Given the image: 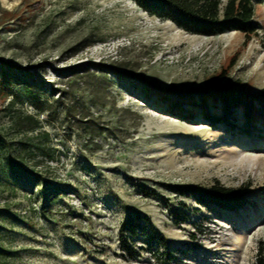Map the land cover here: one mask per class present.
Wrapping results in <instances>:
<instances>
[{
  "label": "rangeland",
  "instance_id": "1",
  "mask_svg": "<svg viewBox=\"0 0 264 264\" xmlns=\"http://www.w3.org/2000/svg\"><path fill=\"white\" fill-rule=\"evenodd\" d=\"M252 22L248 38L207 37L132 0H0V75L35 89L46 108L26 132L16 123L34 107L10 109L0 88V264H163L141 240L136 259L119 249L118 228L134 213L166 241L175 259L166 264H255L263 124L246 132L241 110L231 129L199 108L183 119L154 94L228 82L264 105V0ZM181 185L223 186L248 204L202 207L175 193ZM178 211L184 222L172 219Z\"/></svg>",
  "mask_w": 264,
  "mask_h": 264
},
{
  "label": "trees",
  "instance_id": "2",
  "mask_svg": "<svg viewBox=\"0 0 264 264\" xmlns=\"http://www.w3.org/2000/svg\"><path fill=\"white\" fill-rule=\"evenodd\" d=\"M139 8L163 20L174 23L187 33L198 36H216L226 32H240L246 38L256 33V25L252 22L255 5H261L263 0H132ZM0 75V88L11 96L10 109L24 101L29 102L35 110V115L18 119L17 125L24 126L26 132H35L40 128L38 115L46 112L43 101L35 89H13L8 79ZM223 79V76H221ZM5 82V83H4ZM170 114L180 118L192 117L191 108H199L202 117L208 122L224 121L229 129L237 110H241L243 119L248 125L261 122L264 128V105L256 95L248 94L232 83L222 82L207 84L202 88L170 89L168 95L162 92L154 93ZM219 107L221 117H216L207 110ZM186 112L187 115H183ZM26 125V127H25ZM177 195L192 199L202 207H212L221 211L235 212L248 204L247 199L236 190L213 185L210 189H201L190 185L175 188ZM185 213L178 211L172 214V219L184 222ZM118 245L122 254L129 259H136L142 247H136V242L155 247L161 251L163 264L174 261L168 245L163 237L158 235L150 221L139 213L128 216L118 228ZM153 251V250H152ZM255 264H264V242L257 246Z\"/></svg>",
  "mask_w": 264,
  "mask_h": 264
},
{
  "label": "water",
  "instance_id": "3",
  "mask_svg": "<svg viewBox=\"0 0 264 264\" xmlns=\"http://www.w3.org/2000/svg\"><path fill=\"white\" fill-rule=\"evenodd\" d=\"M157 92H161V91H157Z\"/></svg>",
  "mask_w": 264,
  "mask_h": 264
},
{
  "label": "built area",
  "instance_id": "4",
  "mask_svg": "<svg viewBox=\"0 0 264 264\" xmlns=\"http://www.w3.org/2000/svg\"><path fill=\"white\" fill-rule=\"evenodd\" d=\"M160 93V92H159Z\"/></svg>",
  "mask_w": 264,
  "mask_h": 264
}]
</instances>
